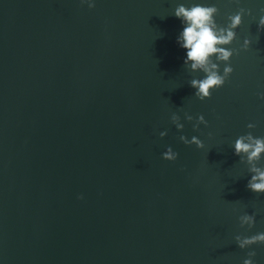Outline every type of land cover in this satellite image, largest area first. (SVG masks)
I'll return each mask as SVG.
<instances>
[{
	"label": "water",
	"instance_id": "1",
	"mask_svg": "<svg viewBox=\"0 0 264 264\" xmlns=\"http://www.w3.org/2000/svg\"><path fill=\"white\" fill-rule=\"evenodd\" d=\"M194 4L218 29L243 17L204 101L176 43ZM261 15L264 0H0V264H264V244L237 246L264 233L247 187L264 154L234 150L264 139Z\"/></svg>",
	"mask_w": 264,
	"mask_h": 264
},
{
	"label": "clouds",
	"instance_id": "2",
	"mask_svg": "<svg viewBox=\"0 0 264 264\" xmlns=\"http://www.w3.org/2000/svg\"><path fill=\"white\" fill-rule=\"evenodd\" d=\"M80 3L85 4L86 0H80ZM94 6V4H89L88 7L93 8ZM216 12L217 9L214 6L202 4H194L191 7L179 5L174 11V16L181 21L183 26L176 43L185 51L184 64L190 65L193 71L200 69L205 73L203 79L191 82V87L196 90L195 95L203 101L210 99L214 90L222 88L225 84V78L233 72L229 63L233 53L223 46L231 44L236 36L235 30L241 26L243 21L242 15L237 13L230 17L231 23L227 28L218 29L214 20ZM257 31L264 32V15L259 18ZM251 43L248 39L244 40L245 51L250 48ZM212 57H216L218 61L227 65L224 68V75L215 71L217 64L211 63ZM258 95L259 99L264 100V93ZM178 127L181 126L178 125ZM191 143L196 144L197 147H203L202 142L196 137L192 138ZM234 150L236 155L246 154L249 161H252L264 154V139H253L251 136L240 137L234 145ZM162 158L173 162L177 160L178 154L169 147L162 154ZM255 171L257 174L251 177L247 187L252 192L264 193V171L258 169ZM80 198L82 199V197ZM250 220L251 218H246V222ZM261 244H264V233H256L243 239L238 238L237 246L240 249H245L252 245ZM255 255L254 251H249V258L245 259L243 264H254L252 257Z\"/></svg>",
	"mask_w": 264,
	"mask_h": 264
}]
</instances>
